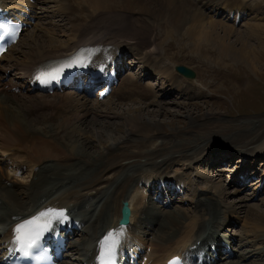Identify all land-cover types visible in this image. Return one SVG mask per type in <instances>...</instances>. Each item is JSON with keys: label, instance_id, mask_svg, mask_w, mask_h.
I'll return each mask as SVG.
<instances>
[{"label": "bare ground", "instance_id": "1", "mask_svg": "<svg viewBox=\"0 0 264 264\" xmlns=\"http://www.w3.org/2000/svg\"><path fill=\"white\" fill-rule=\"evenodd\" d=\"M4 1L7 3V0ZM65 1L67 2L68 0ZM79 1L80 0H77L76 2L78 3ZM114 1H119L122 4L120 5V3H117L118 6L115 5V7L111 5ZM237 2L239 3V0H87L86 3L89 4L90 8L98 11V13H100V10H102V13H106L107 16L104 17L105 20H99L96 17L90 18L91 22H89L90 20L82 22L83 17L80 18V15L75 13V8L72 7L71 10L74 14L71 13L69 15H75L73 17L74 20L79 21L77 25L72 27L71 33H73V36L71 34V39L68 38V41L62 42L59 40L58 33L44 30L45 32H41L39 36H35L34 34L31 37V44L27 47V50L22 52L23 56L19 58L10 57L6 66L0 65L1 70L2 68L6 70L5 73L7 70H13L15 77L14 83H6L4 77L0 76V153L5 160V163L3 160H0V162L2 161L1 166L3 168H8V163H12L13 165L19 166V168L22 166H30L32 169L40 167L38 173L33 172V182L30 187H27V192H24L25 195L27 194L26 197L28 195L29 197H24V194L23 196L21 195V197L25 198L24 200L16 199L12 192L14 190V193H16L15 185H20L21 181L14 180L11 175V178L8 179L7 177L1 178L2 175L0 174V214L2 210H5L0 218V226H3L2 232H0V250L3 247L2 242L9 237L8 227L14 224V220L17 218L30 216L38 209L47 207V205L67 207L71 209V211H75L76 208L81 207L82 201L86 199V194L90 193V191H95L97 194L95 195V199L98 201L95 204L89 202L90 205L87 204V209H84L82 213L77 215L76 220L86 223L87 226L84 233L88 230L92 231L93 238L91 242H96L103 233L119 224L122 203L128 201L132 209L131 223L129 226L132 232L136 234V239H140L151 246L152 253L150 259L154 261L153 264H164L165 260L183 245H197L208 235H211L207 233L208 230L206 229V225L208 223L218 224L222 218L224 220V225L233 224L236 219H241L245 222L243 227L245 229L249 227L251 233L264 231V212H261L259 208L250 207L246 211L244 209V204L237 203L232 209H221L222 207L221 204H219V199L206 194H197L198 190L194 192L196 207L194 210L195 213H193L192 216L188 215L186 211L178 208L173 211H166L165 208L158 206L154 202L153 197L151 199H146L138 190H136L132 198L130 197L131 188L135 186V184L138 185L143 180L153 179L154 177L156 180L166 181L167 177L162 176V174H160L162 172H157V170L168 167L176 159H181L190 155L188 161L194 160L198 155L209 150L211 148L210 146L215 144L202 141L195 145L198 147V151L193 154H191V151L196 148H193V146L189 149V151L191 150L190 155H182L181 152L173 154L176 152L172 151L174 150L173 144L175 141L171 144L169 140L164 138L160 139L155 136H146L141 140L143 142V149L135 150L137 148H133L129 145L132 141L130 138L132 134L147 135L146 133L151 128H157L158 130L156 132L160 131L161 127H157L158 125L154 124L157 122L154 116L158 111H147L146 114L151 117L146 121L143 119L144 110L130 109V113L127 111L129 116L124 117L127 130L126 136L114 137L112 136V132H108L104 125L101 124L98 120L99 116L97 118V115H101L102 113H105V115L114 114L113 105L116 104L105 105L106 107L104 110L99 111L100 109L94 108L99 104H93L95 105L94 107L92 105L89 106L84 103L86 101L85 99L75 98L74 94H55L52 100L39 105L41 107L50 106L49 108L53 109L54 114H45L44 118L40 119L39 116L35 115L36 117H34L35 113L32 115L31 113H24V107L20 106L19 101H13L10 98V96H12L10 94L11 89L14 87L24 89L31 74L40 65L51 59L68 56L69 53L76 51L79 46L91 43L101 44L103 53H111V57L118 54H128L129 52V54H132V51L140 55L145 48H151L147 53L149 62H147L143 71L149 75L157 73L158 76H160L159 74L161 73L165 74V78L170 84L169 86L177 88L178 82L175 80L176 72H174L176 66L166 65L161 68V71H159L155 65L151 66L153 60L152 55H155V52L158 50L155 43L157 22L160 24V22L164 21L169 23L172 29H169L165 33L163 31V35H172L174 31L181 33L183 36H188L193 41L198 42L203 40L209 45L217 48L221 54L219 55L220 57L222 56L241 63H247L253 70H256V57L253 54V49L246 47L239 50L236 48V45L231 42V37L237 33L238 29L236 31L234 27L228 24L226 25L223 22L210 19L208 15L210 13L207 12L214 10L216 7L222 8L223 10L221 11L223 12H226L228 8H236L237 6L236 9L240 10L244 5H236ZM257 5L258 4L253 8H249L253 11H259ZM108 11L110 12L107 13ZM134 11L150 16L151 19L155 21V24L148 25L144 23L138 26L135 24L136 21L133 17ZM130 23L133 25L131 26ZM257 28H264V25L257 26ZM22 37L23 34L18 44L20 41L22 42ZM240 37L237 38L236 43L241 41ZM256 37L259 40V37ZM130 39L139 42L140 45L138 43L129 45L128 41ZM102 43H105V45ZM15 47L16 46H14L11 51L14 52ZM46 47L50 49L45 50ZM11 51L4 54L1 60L5 59ZM126 76L127 75L122 76L121 83H119L111 97L115 96L116 98H114V100L117 99L121 101L127 93H137L140 99H145L146 94L141 93L142 91L137 89L140 84L132 77ZM133 96L136 97L135 94ZM135 97L133 98L135 99ZM80 100L82 101L81 103L85 105L78 110L76 106L77 104L78 106L79 104L81 105V103H79ZM88 100L89 99H87V101ZM154 104L157 103L153 102L151 105ZM102 106L103 105L100 107ZM34 107L37 106L32 105V108ZM158 107L162 109V105H158ZM146 110L148 109H145V111ZM92 112L94 114L93 116ZM102 116L103 114L100 117L102 118ZM190 117L189 119H192ZM161 125L164 124L161 123ZM223 125H225V123L221 124L222 128H224ZM198 127H200V125ZM82 132V139L76 138L78 140V149L71 151L72 143L76 146L73 136L76 135V133L81 134ZM262 132L263 129H261V127L249 133H244L246 136H239V132V135H237L239 138L234 137V135L230 140L222 141L225 145L223 146L220 144L219 147H214L215 152L218 153V156L225 153L226 150H229L233 153L245 155L243 157L250 161L252 150L250 151L249 149H252L254 145L262 140ZM90 133H93L98 143L105 140V143L101 144L102 146L99 147L100 151H98V153H90L88 144L85 142V137H88ZM235 133L238 134L237 131ZM184 138L185 137H183V140H185ZM146 140L150 142L147 143ZM192 144L194 143L192 142ZM232 145L235 146V150L232 148ZM186 147H188V145H182L180 149ZM42 148H46V153L42 152ZM167 153L171 154L169 158L166 156ZM256 155H264V153H258ZM13 158H17L19 161H15ZM200 159L202 158L200 157ZM215 161H218L217 157ZM124 166H128L126 168L127 178L123 181L115 178L114 180L120 182L117 183V185L110 184V179L118 172V169H122ZM132 172H134V175H130ZM5 180H7L9 184H13L12 188H9L7 184L3 183ZM13 181H17V183L14 185ZM221 181L219 184H215V186L220 193L222 191L224 195H227ZM108 184H110L109 188L105 192H102V189ZM90 196H93V194H90ZM226 234V236L229 237V239L226 240L232 239L230 242H235V236L230 238V233L226 232ZM252 236L255 240L250 241L247 246H242L239 249L242 250L243 247H248L254 250H244L240 253L234 249L236 254L233 259L238 258L239 262L227 264H243L244 261L252 257L264 260V247L255 248L256 246L253 245V243L255 244L257 241H264V237ZM152 237L153 239L151 240ZM86 240L87 239H85V244L82 246H86ZM205 243L206 241H204V244ZM87 247L88 252L85 255L81 254L78 264H84L85 262L89 264L94 260L95 251L93 244ZM63 264L70 263L66 261L63 262Z\"/></svg>", "mask_w": 264, "mask_h": 264}, {"label": "rangeland", "instance_id": "2", "mask_svg": "<svg viewBox=\"0 0 264 264\" xmlns=\"http://www.w3.org/2000/svg\"><path fill=\"white\" fill-rule=\"evenodd\" d=\"M69 1L70 0H68L67 2L65 0H39L38 18H37L36 26H34V28L30 30L27 34L23 35L22 42L20 41V44L17 47H15L14 52L10 53L8 57L9 58L10 57L19 58L23 56L22 52L27 50V47L31 44V37L34 34L35 36L37 35L39 36L41 32H45V31L56 32L59 35V40L62 42L68 41L69 39H71L73 36V33H71L72 27L74 25H77L79 21V20H76V21L74 20L73 17L75 15L74 16L69 15L71 13L74 14V12L71 10L72 7L75 8L76 10L75 13H77V15H80V18L83 17L82 22L89 21L90 18H96V17L99 20L100 19L105 20L104 17L107 16L106 13H102V10H100L99 11L100 13H98V11L90 8L89 4L86 3L87 0H80L78 3L76 2L77 0L75 1L72 0L74 2L72 1L69 2ZM67 3L70 5L67 6L68 5ZM117 3H120V5L122 4L119 1H114L111 3V5L118 6ZM240 4L244 5L243 8H241L243 10H246L249 7L253 8L255 7L256 4H258L257 6H258L259 11H252L251 13H249L248 15L249 19L238 28L234 27L231 23H229L226 20L225 16H221V18H215L216 16H214L213 14H208V15L210 19L223 22L226 25L228 24L229 26L234 27L236 31L238 29L237 33L231 37V42L234 43L236 45V48L239 50L244 49L246 47H250L253 49V54L256 57L255 59L256 66H257L256 70H253V68L247 63H241V62L235 61L234 59L224 58L222 56L220 57L219 55L221 54L217 50V48L213 47L212 45H209L203 40L198 41V42L193 41L188 36H183L181 35V33L174 32V31L172 35H163V31L165 33L169 29H172L171 25L167 23L166 21L160 22V24H158L157 22L155 43L158 47V50L155 52V55L154 54L152 55L153 60H152L151 66L155 65L159 71H161V68H163L166 65H170L174 67L175 66H186L196 72L197 74L196 80L194 81L187 80L183 78L182 76L179 77L177 76V74H175V77L177 78V79L175 78V80H177L178 82L177 88L181 89L178 91L175 88L173 89L172 87H169L167 85L169 83L167 79L165 78L166 77L165 74L161 73L159 74L160 76H158V74L156 73L155 74L156 76L154 77L151 76L150 80H144L139 75H135L132 73L130 76L133 77L135 80H137V82H139L140 86L138 85L139 88L137 89L142 91L141 93L146 94L145 99L144 98L140 99L137 93H133V94L127 93L126 96L127 97L129 96L128 98H130L131 100L128 99L126 96H124L121 101H118L117 99L114 100V98H116L115 96L109 97L108 99L105 100V102H103V105H104V107L102 106L103 108L100 107L101 106L100 103L91 102L89 100L87 101V99H85L86 101L84 100L85 101L84 103L88 104L89 106L92 105L94 107L95 105L93 104H99L98 106L96 105L97 107L96 106L94 107L96 109H100L99 111L104 110V108L107 105L116 104V105H113L114 114L105 115V113H102L103 114L102 118L100 117L102 114L97 115V118L99 116L98 120L101 122V124L104 125L105 129H107L108 132H112V136L114 137L126 136L127 130L125 127L126 123L124 122L125 121L124 117L125 116L128 117L129 116L128 113H130L131 110H138V109L144 110L143 119L146 121H148L149 118L151 117L146 114L147 111H155V112L158 111L155 113V116H154V119L157 121L154 124L158 125L157 127H161L160 131L156 132L158 130L157 128L156 129L151 128L146 133L147 135L145 134L133 135L132 134V137H130L132 141L129 143V145L133 148H137L135 150L143 149V146H142L143 142L141 140L146 136L148 137L155 136L160 139L164 138L166 140H169L171 144L173 143V141H175V143L173 144L174 150L172 151L173 152L176 151V152H174L173 154L181 152L182 155H190L191 150L189 151V149H191L192 146L193 148L196 147L195 145L202 141L216 144V145L214 144L215 146L214 145L210 146L211 148L209 150L204 151L202 154L198 155L194 160L188 161L191 156L190 155V156H187L181 159H176L168 167H164L161 169L163 170V172L161 171L162 173H160L162 174V176L167 177L168 174L170 173L169 178L172 177L178 181L180 179H183L184 181L182 182L187 184L188 191H187L186 197H189V199L187 198L185 202L189 201L191 204L184 205L185 202L178 201V203H176V206H174V208L175 209L178 208L180 210L186 211V213L190 216H192V214L195 213L194 210L196 207L193 196L189 194L192 188V183L197 184L200 189L209 190L210 192H212L213 197L220 200L219 204H221V207H222L221 209H224V208L232 209L237 203H242V205L243 204L245 205L244 209L246 211L250 207H257L261 210V212H264V190L258 194V190H257L258 185L256 186L257 182L256 184L255 182H252L250 184H244V186H241L240 188L238 187V183L241 182L242 180L241 178L237 179L236 176L239 174V176L245 177L246 175V171L244 169L242 170V168L240 167L241 162L239 161V159H241L242 162H244L243 156L245 155H242L240 153H233L232 151L226 150L225 153H223L224 156L218 155L217 156L218 161H215V163L219 164L226 160L224 158L225 156L228 158L227 162H225V164L223 163V165L220 166V167H223L222 169L224 170V172L219 171L218 175L213 174V173L218 172L217 168L219 167L212 168L213 165L211 164H209L206 167V169H211L208 171V173H203L202 171L205 165V162H209L210 156L217 154L215 152V148L219 147L220 144L223 146L225 145V143L222 141L230 140V138L231 137L233 138L234 135H235L234 137L236 138L237 137L239 138V136H246V134L244 133H249L250 131H253L256 128H260V127L261 129H263V132H262L263 135L261 136L262 140L258 144L254 145L252 149H249L250 151L252 150L250 161L252 159L262 156V155L257 156L256 154L264 153V28H257V26L264 25V0H239V3L237 2L236 5L240 6ZM221 10L223 9L219 8L217 12L220 13ZM109 12L110 11H108L107 13ZM133 14H134L133 17L135 18L134 20L136 21L134 22L138 26H141L144 23L145 24L147 23L148 25L155 24V21L151 19L150 16H147L145 14H140L139 12H135V11ZM89 22H91V20ZM130 24L131 26L133 25L132 23ZM162 36L164 37V39ZM256 36L259 37V40L257 39ZM239 37L241 41L236 43L237 38ZM137 43L140 45L139 42L133 41V39H130L128 41L129 45H133ZM49 49L50 48L46 47L45 50H49ZM150 50L151 48L150 49L145 48L140 55L135 54V51L131 52L133 55L135 54L139 60H143L141 61L143 63L140 64L142 65L143 69L147 65V62H149L147 59V53ZM140 56H142L143 59L142 58L140 59L139 58ZM9 58L8 59L6 58L5 60L0 61L1 66L2 65L6 66L8 64V61L6 60H9ZM144 58H145V63H144ZM149 93L154 94L157 99L153 98L154 96H150ZM134 94L136 95L137 98L133 96ZM12 97L13 96H10L11 99ZM74 97L76 98V96ZM133 97H135V99ZM52 98H54V96L43 97V95L41 94H29V95L20 96L19 98L12 99V100L13 101L18 100L20 103V106L24 107L23 109L24 111L25 110L31 111L33 109L38 108V114L35 113L34 117L39 116L40 119H42L44 118L45 114L47 113L50 114L51 112H52L51 114H54V113H53V109L49 108L50 106L41 107L39 105L44 104L46 101L52 100ZM116 100L119 105L117 104ZM125 100L126 102H124ZM81 102L82 101L80 100L79 103ZM123 102L124 104L121 106ZM146 102H150V104H146ZM153 102H156L157 104L151 105L153 104ZM84 103H81V105L79 104V106L77 104L76 108H78V110L83 108V106L85 105ZM32 105H35L37 107L32 108ZM158 105H162V109L159 108ZM145 109H148V110L145 111ZM25 112L28 114L31 113V115L33 114V112H27V111ZM93 115L94 114L92 112V116ZM189 117L192 119H189ZM161 123L164 125H161ZM222 123H225L226 126L223 125L225 129L221 127ZM199 125L200 127H198ZM236 131L238 132V134L235 133ZM239 132H240V135H239ZM88 135H89L88 137H85V142L88 144L90 153L91 152L98 153V151H100L99 147L102 146L101 144L105 143V140L103 142L101 141L98 143L97 142L98 140L94 138L93 133H90ZM82 136H83V132L81 134L76 133V135L73 136V140L76 146L73 145L72 143L71 151L78 149L77 139H82ZM183 137H185L184 138L185 140H183ZM146 142L149 143L150 141L146 140ZM192 142L194 144H192ZM182 145L183 146L188 145V147L184 149H180L182 148ZM228 146L231 147L230 145ZM234 147L235 146L232 145V148L235 150L236 148ZM192 151H191V154L197 152L198 147H196ZM42 152L46 153V148H42ZM235 154H239V155H235ZM3 155H6V154H3ZM170 155H171L170 153H167L166 155L167 158H169ZM200 157L202 159H200ZM205 157H208V158H205ZM0 158H1V155H0ZM205 159H208V160L202 161V162L199 161V160H205ZM263 159H264V156L260 160L259 159L257 160L260 166H261ZM2 160L5 163V160L3 157H2ZM13 160L19 161L17 158H13ZM195 160L198 162H195ZM1 163L2 161L0 162V174L2 175L1 178H4V177H7V179L11 178L10 175L13 174V172L11 171L12 168L9 167V169L6 170L7 174H9V175H6L4 172V168L1 166ZM192 165L193 167L189 168ZM127 167L128 166H124L122 167V169L121 168L118 169V172H116V174L110 179L109 183L110 184H114V182L116 183V180H114L115 178L121 179L122 181L125 180L127 178V175H126ZM169 168L172 170L168 172ZM124 169L126 170V172ZM30 171H31L30 169L25 168V170L23 171L24 174L19 179L23 185L16 187L17 188L16 193H14V190L12 191L16 199H19V200L25 199L21 197V195L24 194V192L27 190V187H30V185L33 182V179H32L33 170L31 172ZM262 172H264V167H260L259 172L250 173L249 175L250 176L255 175V177H257V176H260V174H264ZM133 173L134 172L130 173V175H132ZM235 179L236 181H234ZM220 181L222 182L224 191L227 193V195H224L222 191L220 193V191L215 186V184L216 185L219 184ZM13 182H14V185L15 183H17V181H13ZM110 184L105 185L106 188L104 187L102 189V192H105L109 188ZM23 186H27V187L24 188ZM137 186L138 185H136V187L133 186V189L131 188L133 192L135 193L137 190ZM200 189H198L199 192H201ZM19 192H23V193L21 194ZM90 194H93L94 198H95V195H97L95 191H90V193L86 194V199L82 201L83 203L92 197L90 196ZM133 194L134 193H132V196ZM197 194H200V193H197ZM27 197H29V195ZM194 204L195 206H194V209L192 210L191 205H194ZM239 220L236 221L237 227L239 228L235 226H233L234 228H232V235L235 234L237 238L239 237L238 244H237L238 249L241 246H245L247 242L249 243L250 241H254L255 239L253 238L252 235L264 237V231H261V232L258 231V232L251 233L249 227H247V229L243 227L245 225V222L241 220L239 222ZM237 231H239L240 236L239 234H236ZM91 233L92 231L89 232V236L91 235ZM81 239H78V241ZM260 241H257L255 244L253 243V245L256 246L255 248L264 247V241L263 240H260ZM81 243L78 245L77 249L80 247H84V248L87 247V245L82 246L85 244L84 241H81ZM75 250L76 248H72V252H71L73 253L72 257L74 256ZM240 250L241 249H239V252L241 253L244 250L253 251L254 249L243 247L242 250L241 251ZM80 256L81 255H79L78 257ZM260 260L261 259L257 260V257H252L249 261H244L243 264H264V260H261V261ZM231 262H234V263L239 262V259L226 262L225 264L231 263Z\"/></svg>", "mask_w": 264, "mask_h": 264}, {"label": "snow or ice", "instance_id": "3", "mask_svg": "<svg viewBox=\"0 0 264 264\" xmlns=\"http://www.w3.org/2000/svg\"><path fill=\"white\" fill-rule=\"evenodd\" d=\"M16 27L15 25L0 23V40H3L5 37L9 39L13 38L16 35ZM79 63V58H75L74 61H67L54 69L40 73L37 79H42L44 81L57 79L66 69L77 66ZM67 219L66 210L50 208L19 223L14 229V242L18 246V250L25 255H29L31 251L38 246L43 234L49 231L54 223L66 222ZM122 232L123 229H121L119 234L113 230L108 233L101 242L103 257L101 264H113L112 256L119 246V235L122 234ZM169 264H180V258H174Z\"/></svg>", "mask_w": 264, "mask_h": 264}, {"label": "water", "instance_id": "4", "mask_svg": "<svg viewBox=\"0 0 264 264\" xmlns=\"http://www.w3.org/2000/svg\"><path fill=\"white\" fill-rule=\"evenodd\" d=\"M176 71H177L180 75H182L183 77H185V78H187V79H192V80H193V79L196 78V73H195L193 70H191V69H189V68H187V67H185V66H177V67H176ZM126 207H127V204H125V208H124V210H123V212L125 211V214H126V217H125V219H124V222L127 221V215H128V210H125Z\"/></svg>", "mask_w": 264, "mask_h": 264}]
</instances>
